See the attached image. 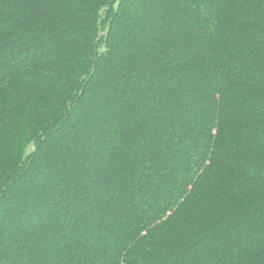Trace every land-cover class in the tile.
Wrapping results in <instances>:
<instances>
[{
	"label": "trees",
	"instance_id": "obj_1",
	"mask_svg": "<svg viewBox=\"0 0 264 264\" xmlns=\"http://www.w3.org/2000/svg\"><path fill=\"white\" fill-rule=\"evenodd\" d=\"M0 264H264V0H0Z\"/></svg>",
	"mask_w": 264,
	"mask_h": 264
}]
</instances>
